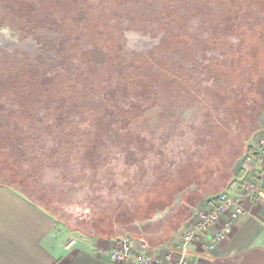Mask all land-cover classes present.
<instances>
[{"label": "rangeland", "instance_id": "rangeland-1", "mask_svg": "<svg viewBox=\"0 0 264 264\" xmlns=\"http://www.w3.org/2000/svg\"><path fill=\"white\" fill-rule=\"evenodd\" d=\"M263 124L264 0H0V183L75 234L110 224L92 185L224 179Z\"/></svg>", "mask_w": 264, "mask_h": 264}, {"label": "crops", "instance_id": "crops-1", "mask_svg": "<svg viewBox=\"0 0 264 264\" xmlns=\"http://www.w3.org/2000/svg\"><path fill=\"white\" fill-rule=\"evenodd\" d=\"M263 137L264 124L246 143L243 154L251 152ZM178 167L170 172L175 183L171 203L156 207L152 215L145 217L132 201L137 215L134 220L115 226L110 221L91 233L69 231L46 209L0 183V264H137L110 258L109 252L124 235L132 238L136 250L140 239L147 240L151 252L163 260L184 258L187 264H264V187L260 197L241 190L235 192L243 197L246 212L234 222L232 233L223 240L215 242L214 238L228 220L226 213L186 249L180 242L199 221L200 213L211 212L216 207L221 193L233 194L230 188L233 180L248 177L258 182L260 167L246 162L242 156L226 178L214 171L191 184L185 180L183 163Z\"/></svg>", "mask_w": 264, "mask_h": 264}, {"label": "built area", "instance_id": "built-area-1", "mask_svg": "<svg viewBox=\"0 0 264 264\" xmlns=\"http://www.w3.org/2000/svg\"><path fill=\"white\" fill-rule=\"evenodd\" d=\"M243 158L246 162L255 163L260 167V180L256 182L248 177H241L233 180L230 188L233 194L223 192L219 196V203L211 212L200 213L199 221L188 231L180 240L183 249H186L200 233L209 226L220 222L223 213L228 214V220L216 232L214 241L218 242L232 233L234 222L246 212L243 204V197L236 195L238 190L249 192L260 197V192L264 187V137L261 138L251 152L244 153ZM110 258L115 262L130 261L137 264H187L184 258L178 261L170 259L163 260L151 252L150 244L145 239L139 240V249L136 250L130 236H121L118 246L109 252Z\"/></svg>", "mask_w": 264, "mask_h": 264}, {"label": "trees", "instance_id": "trees-1", "mask_svg": "<svg viewBox=\"0 0 264 264\" xmlns=\"http://www.w3.org/2000/svg\"><path fill=\"white\" fill-rule=\"evenodd\" d=\"M238 3H239V5L241 4L240 2L237 1V4ZM237 4L236 3L233 4L234 10L237 8V7H235ZM88 24H89L87 27L88 30H91L90 28L92 26L93 27L96 26V25H94V23H91V22ZM103 29H105V28H103ZM103 29H100V33H98V34H96V33L92 34L94 37L93 39L95 40V43H98L101 45V46L99 45L98 47H103L102 44L105 43L104 44L106 47L105 49L114 48L115 45L119 42V40L116 37H114L109 42L108 38L109 37L111 38V36H110L109 32L103 33V32H105V30H103ZM143 59H145V58L143 57ZM43 92L45 95L50 97L49 87L44 89ZM32 106L33 105H28V109H31ZM19 118L21 120L26 121V118L24 115H19ZM61 149H63V148H61ZM164 162H165V160H164ZM164 162L161 161L160 163H156L157 165L155 168H153V167L150 168V171H151L150 175H152V177H150L149 182L144 183V185H142V187L135 193L136 196L134 199H135L137 207H138L137 211L139 210V212L143 213L145 217H149L150 215H152V212L156 207L163 208L164 206H166L167 204L171 203L174 200V193H175V186H174L175 183H173L174 178L170 175L169 177H166L165 179H163V177H161L158 174V171L162 167H164V165H163ZM134 170H135V168L132 171H134ZM97 172L98 171L95 169V171L93 172L94 175H96ZM134 175H136V174H134ZM140 178H141V176L139 175L138 180ZM113 182H116V181H113ZM97 188L98 187L96 185H95V187L92 185V187H89V189L87 188V192L89 195V200L87 199V201H88V204L90 203L89 207H90L91 211H93L92 212L93 217L97 218L98 216H109V218H110L109 220H111V222H113L114 226L118 223H121V222L134 220V218L137 215L134 214L133 205H130V204H132V202L129 203L128 205L125 204L127 197H123V198L114 197V196H111L112 194L110 192H108V190H106V192L103 190L104 192L101 193V192L97 191ZM99 191H100V189H99ZM97 193L100 196H97L98 195ZM130 200H132V199H130ZM93 202H96V203H93ZM120 204H122V205H120ZM119 205H120V207H119ZM117 206L119 208H117ZM115 210L118 211V212H116V214H114ZM100 219H102V218H100ZM102 220L105 221V219H102Z\"/></svg>", "mask_w": 264, "mask_h": 264}, {"label": "flooded vegetation", "instance_id": "flooded-vegetation-1", "mask_svg": "<svg viewBox=\"0 0 264 264\" xmlns=\"http://www.w3.org/2000/svg\"><path fill=\"white\" fill-rule=\"evenodd\" d=\"M3 41L6 43V45L10 44V40L7 38H4ZM149 40H147L146 38H141V37H132L131 38V43L132 45H134L135 47L138 48H143L144 46H146L148 44Z\"/></svg>", "mask_w": 264, "mask_h": 264}]
</instances>
